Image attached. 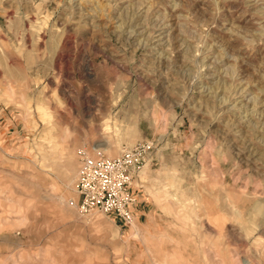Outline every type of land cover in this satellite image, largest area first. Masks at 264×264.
Instances as JSON below:
<instances>
[{
    "label": "rangeland",
    "instance_id": "1",
    "mask_svg": "<svg viewBox=\"0 0 264 264\" xmlns=\"http://www.w3.org/2000/svg\"><path fill=\"white\" fill-rule=\"evenodd\" d=\"M139 141L138 222L80 215ZM0 264H264V0H0Z\"/></svg>",
    "mask_w": 264,
    "mask_h": 264
},
{
    "label": "built area",
    "instance_id": "2",
    "mask_svg": "<svg viewBox=\"0 0 264 264\" xmlns=\"http://www.w3.org/2000/svg\"><path fill=\"white\" fill-rule=\"evenodd\" d=\"M149 150L147 141L136 142L117 156H108L101 148H79L75 180L77 212L86 215L100 211L132 224L139 202L134 182L145 165Z\"/></svg>",
    "mask_w": 264,
    "mask_h": 264
},
{
    "label": "bare ground",
    "instance_id": "3",
    "mask_svg": "<svg viewBox=\"0 0 264 264\" xmlns=\"http://www.w3.org/2000/svg\"><path fill=\"white\" fill-rule=\"evenodd\" d=\"M136 218L134 219V221L132 222V226H134L136 223Z\"/></svg>",
    "mask_w": 264,
    "mask_h": 264
},
{
    "label": "crops",
    "instance_id": "4",
    "mask_svg": "<svg viewBox=\"0 0 264 264\" xmlns=\"http://www.w3.org/2000/svg\"><path fill=\"white\" fill-rule=\"evenodd\" d=\"M138 210V209H137ZM136 221L138 222V218L136 217Z\"/></svg>",
    "mask_w": 264,
    "mask_h": 264
}]
</instances>
